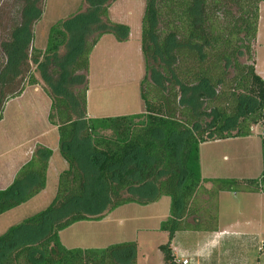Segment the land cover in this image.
Returning a JSON list of instances; mask_svg holds the SVG:
<instances>
[{
  "label": "trees",
  "instance_id": "obj_1",
  "mask_svg": "<svg viewBox=\"0 0 264 264\" xmlns=\"http://www.w3.org/2000/svg\"><path fill=\"white\" fill-rule=\"evenodd\" d=\"M86 1V10L52 24L46 47L38 48L41 0H24L20 23L2 42L0 121L9 101L40 86L31 69L36 65L66 167L50 204L0 234V264H137L136 241L69 248L61 232L163 196L171 205L160 226L169 239L160 248L165 264H180L172 248L176 234L218 231L220 193H264V154L260 176L247 180L206 178L201 166V144L247 137L264 125V77L255 63L242 60H252L264 0H145L144 111L115 116L89 112L91 55L106 34L129 40L130 26L110 18L117 0ZM24 74L28 83L13 92ZM262 133L264 152V127ZM53 154L35 148L0 189V215L45 190Z\"/></svg>",
  "mask_w": 264,
  "mask_h": 264
},
{
  "label": "rangeland",
  "instance_id": "obj_2",
  "mask_svg": "<svg viewBox=\"0 0 264 264\" xmlns=\"http://www.w3.org/2000/svg\"><path fill=\"white\" fill-rule=\"evenodd\" d=\"M24 0H0V67L6 61L2 42L21 21ZM43 16L34 25L33 45L45 48L52 24L88 8L86 0H41ZM145 0H117L110 8V18L130 26V40L120 46L109 37L91 55L89 69L88 109L94 116L130 115L144 111L140 84L145 75L141 51V25ZM116 38V37H115ZM65 51L63 48L62 52ZM253 62L264 77V3H261L258 37L253 42ZM32 71L40 79V86H28L24 94L8 103L0 121V176L7 171H18L39 145L52 147L54 170H61L66 162L57 147L58 131L49 120L51 100L44 92L40 72L32 64ZM28 83L27 74L17 87ZM263 124L256 125L252 135L231 141L208 142L202 146L203 162L207 171L208 159L214 162L212 174L226 178L247 180L260 176L263 169ZM240 138V139H239ZM64 167V168H65ZM52 168L50 182L43 192L22 205L0 215V234L24 218L46 208L56 192V175ZM17 173V172H16ZM8 183L3 179L0 188ZM144 198H148L146 195ZM219 224L228 233L217 243L205 245L217 252L219 264H264V193L222 192L219 196ZM171 198L130 203L118 207L102 220L80 221L61 232L62 242L69 248L106 247L114 243L136 241L137 264H165L160 248L169 236L160 230L161 222L170 214ZM206 231H180L173 245L191 253L201 248L211 237ZM216 258V257H215ZM197 264H206L195 256ZM222 260V261H221Z\"/></svg>",
  "mask_w": 264,
  "mask_h": 264
},
{
  "label": "crops",
  "instance_id": "obj_3",
  "mask_svg": "<svg viewBox=\"0 0 264 264\" xmlns=\"http://www.w3.org/2000/svg\"><path fill=\"white\" fill-rule=\"evenodd\" d=\"M113 20V19H112ZM113 21H115V20H113ZM116 22H118V21H116ZM110 35H112V34H106V35H104L103 37H102V39L99 41V43L96 45V47H95V50H97L98 48H99V45L104 41V40H106L108 37L110 38V39H112L111 38V36ZM113 36V35H112ZM113 39H114V42H116L119 46L121 45V44H123V43H126L127 41H123V42H120V41H118L115 37H113ZM130 40V39H129ZM102 41V42H101ZM141 48V47H140ZM94 50V51H95ZM27 89V88H26ZM26 91V90H25ZM24 91V92H25ZM24 93H22V95H23ZM22 95H20V96H22ZM20 96H18V97H20ZM14 99H16V98H14ZM14 99H12V100H14ZM11 100V101H12ZM11 101H9V102H11ZM8 102V103H9ZM8 103H7V105H8ZM7 105H6V107H7ZM91 114V113H90ZM92 115V114H91ZM56 127V126H55ZM249 137V136H248ZM57 138V147H59V136L58 137H56ZM245 138H247V137H245ZM233 139H238V138H229V139H225V140H218V141H211V142H225V141H231V140H233ZM240 139V138H239ZM206 143H208V142H206ZM206 143H203V144H201V166H202V174H203V176L204 177H206V178H213V177H222V176H215V175H217V174H212V173H214V171H216L215 170V168H214V162H213V160L211 159V155H208L209 157H210V159H208V162H209V164L207 165V171H209V173H211V174H206V168H205V166H204V162H203V154H202V146L203 145H205ZM43 145V144H42ZM43 146H46V145H43ZM46 147H49V146H46ZM49 148H52V147H49ZM54 150V149H53ZM54 153H55V150H54ZM54 155V154H53ZM32 156V155H31ZM53 157V156H52ZM29 160V159H28ZM27 160V161H28ZM26 161V162H27ZM26 162H24V164L26 163ZM53 163H54V161L52 160V158H51V160H50V167H49V172H50V170H51V168H52V171L54 170V165H53ZM23 165V164H22ZM21 165V166H22ZM20 166V167H21ZM19 167V168H20ZM64 164H63V168H61V170L62 169H64ZM19 170V169H18ZM61 170H54L55 171V175H56V177H57V174L59 173V171H61ZM7 171L8 170H4V172L3 173H1V176H0V182H2L3 181V179H5V181H8V183L10 182V181H13L14 180V177H15V175H16V172H14V170H12L11 171V173H10V179H7ZM50 177H51V175L49 176L48 175V184H49V182H50ZM56 182H57V178H56ZM12 183V182H11ZM10 183V184H11ZM9 184V185H10ZM8 185V186H9ZM7 187V186H6ZM0 189H2V188H0ZM64 232V231H63ZM62 232V233H63ZM206 233H210L211 235H213V236H211V237H208L207 238V242L201 247V248H197V249H195L194 251H193V253H191L193 256L192 257H195V256H201L202 258H203V260L205 261V262H207L206 264H219V260H220V258H219V256L217 255V252H214L213 250H211V249H209V246H208V249L206 250V248H205V245H211L212 244V242L213 243H217L218 242V240H219V238H221L220 236H223V235H225V234H227L228 233V231L227 230H223L221 227H218V231H215V232H210V231H206ZM61 239H62V235H61ZM222 239V238H221ZM63 240V239H62ZM172 248H173V252H174V254H175V256L177 257V258H180L181 257V254H185V255H189L190 256V252H188V251H185V250H181V249H178L176 246H174L173 245V243H172ZM216 257V258H215ZM222 261V260H221Z\"/></svg>",
  "mask_w": 264,
  "mask_h": 264
},
{
  "label": "built area",
  "instance_id": "obj_4",
  "mask_svg": "<svg viewBox=\"0 0 264 264\" xmlns=\"http://www.w3.org/2000/svg\"><path fill=\"white\" fill-rule=\"evenodd\" d=\"M177 261L180 264H197L195 257L185 255V254H181V257L177 258Z\"/></svg>",
  "mask_w": 264,
  "mask_h": 264
}]
</instances>
